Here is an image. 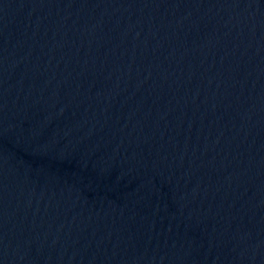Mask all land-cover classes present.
I'll use <instances>...</instances> for the list:
<instances>
[{"label":"water","instance_id":"water-1","mask_svg":"<svg viewBox=\"0 0 264 264\" xmlns=\"http://www.w3.org/2000/svg\"><path fill=\"white\" fill-rule=\"evenodd\" d=\"M0 264H264V0H0Z\"/></svg>","mask_w":264,"mask_h":264}]
</instances>
